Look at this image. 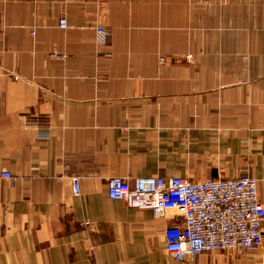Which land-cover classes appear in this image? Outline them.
Here are the masks:
<instances>
[{
    "label": "crops",
    "instance_id": "crops-1",
    "mask_svg": "<svg viewBox=\"0 0 264 264\" xmlns=\"http://www.w3.org/2000/svg\"><path fill=\"white\" fill-rule=\"evenodd\" d=\"M241 175L264 205V0H0V264H264V219L179 261L169 217L106 194Z\"/></svg>",
    "mask_w": 264,
    "mask_h": 264
},
{
    "label": "built area",
    "instance_id": "built-area-1",
    "mask_svg": "<svg viewBox=\"0 0 264 264\" xmlns=\"http://www.w3.org/2000/svg\"><path fill=\"white\" fill-rule=\"evenodd\" d=\"M66 27V19H59ZM97 42L108 41L103 26L96 27ZM10 177L7 171L1 173ZM74 195L79 194V177H70ZM110 199L128 206L150 209L154 217H169L164 228V248L174 259H193L203 251L245 249L261 245L264 205L257 193L256 178L206 177L192 180L180 176H139L132 180L114 176L106 181Z\"/></svg>",
    "mask_w": 264,
    "mask_h": 264
},
{
    "label": "rangeland",
    "instance_id": "rangeland-1",
    "mask_svg": "<svg viewBox=\"0 0 264 264\" xmlns=\"http://www.w3.org/2000/svg\"><path fill=\"white\" fill-rule=\"evenodd\" d=\"M185 58H186V62H188V63H193V61H194V57L192 54H186ZM159 60H160V63L163 62L162 57H160Z\"/></svg>",
    "mask_w": 264,
    "mask_h": 264
}]
</instances>
